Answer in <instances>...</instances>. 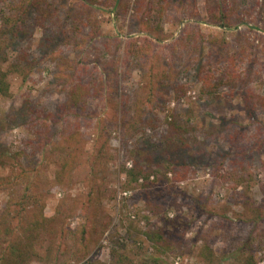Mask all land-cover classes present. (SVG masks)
<instances>
[{"label": "rangeland", "instance_id": "1", "mask_svg": "<svg viewBox=\"0 0 264 264\" xmlns=\"http://www.w3.org/2000/svg\"><path fill=\"white\" fill-rule=\"evenodd\" d=\"M18 1L0 0V63L21 51L33 63L10 75V96L0 94V221L7 226L9 203L25 191L35 197L29 218L53 219L22 262L246 264L253 254L264 264V0H229L231 28L210 23L217 0H41L50 15L38 22L30 10L28 34L13 38L4 19ZM131 38L141 53H127ZM208 73L220 79L214 96L203 92ZM75 81L101 91L70 110L64 88ZM173 113L190 147L165 152ZM77 125L80 147L68 141ZM135 148L149 170L174 162L178 178L152 173L126 189ZM149 223L165 228L168 248L146 239Z\"/></svg>", "mask_w": 264, "mask_h": 264}, {"label": "trees", "instance_id": "2", "mask_svg": "<svg viewBox=\"0 0 264 264\" xmlns=\"http://www.w3.org/2000/svg\"><path fill=\"white\" fill-rule=\"evenodd\" d=\"M85 1L88 2V0ZM112 1V4L113 6H115V8H118V6L121 5V0ZM228 2L229 0H217V9H213L209 12V21L211 24L224 28H231L238 25L233 22V17L226 8V6H228ZM33 9L38 14L34 18V20L38 22L41 21V18L44 15L48 16L52 12L50 11L49 4H45L41 2V0H19L15 5L10 7V13L6 14L4 25L6 26V28H8V33L13 38L28 34L29 23L27 21V17L30 10ZM88 20L93 26L91 31L89 32V40L93 41L99 35L97 22L95 19L92 20L91 16L88 17ZM241 21H243V19H241ZM77 29L79 30L78 27ZM199 32L200 30H198V33ZM190 33L191 34L189 35H192L193 32ZM146 40L149 43L154 42L152 38H148ZM128 44L129 45L127 46V53L130 55L141 53L143 50L141 48L142 46L139 45V39L137 38H131ZM15 57L16 58H14L13 61H10L8 63L6 68H4L0 63V94L3 96L11 95V84L9 81L10 75L17 72H22L27 75L28 68H26V66H31L33 63V59H29V55L26 51L17 53ZM73 70L74 73H76V67L73 68ZM208 74H206V77L202 80L205 85V87L203 88V92L214 96L216 94L215 92L218 89L216 83L220 79H215V76L213 74ZM74 75H70V77H73ZM105 79L106 78L104 77L102 80L104 81ZM64 89H66L67 91L65 106L70 110L80 108L81 103L85 102L90 96L98 95L101 91L98 87L93 86L92 84H85L81 81H75L73 84L66 86ZM256 98L258 104L264 107V97L256 95ZM246 105L249 106V103H246ZM166 121L167 131L162 135L164 151L168 152L170 150H175L181 147H190L189 138L188 136H186L189 129L186 128L177 114L173 113L170 119H166ZM81 130L82 129L80 128V125H77V128L74 129L73 134H70L68 141L71 145H74L76 143L77 147L81 146L79 145L80 140L84 136V133ZM135 154L139 157L136 158ZM143 157L142 150L138 148H135V152L131 153V168H124V172L127 178V181L125 183L126 189H132L140 185H147V182L149 181L152 173H155L156 181L160 180V178L163 177L165 173L168 174V170L173 171L175 174V178H178V173L176 172L174 162L170 161L169 165L166 167L167 170L163 173L161 172V170H159L160 168L155 170L147 169L145 167V163H147L146 156ZM74 158L76 157L69 158L62 162L61 169L63 175H67L72 169L75 161ZM19 159L20 157L18 158V160ZM182 177H185V174L182 175ZM141 179H144V182L140 184L139 181ZM33 196L34 195L30 191H25V194L19 200L13 198L8 205L9 210L7 214L3 216V223L7 224V226L3 228V225L1 224L2 221H0V233H2L3 235V238L1 237L0 239H3V242L5 240L6 242V244L2 243L1 245L0 257L3 260H10V264H24L22 262L23 257L25 255H28V251H31L30 248H33L32 246L35 243L34 239L38 238L37 234L39 232V228L53 221V219L46 218L43 213L35 214L32 218H29L28 210L30 206L35 203V197ZM147 206L150 207L153 213H158V209L156 207H153L150 201H147ZM24 221H26V223L23 235L18 236L15 227L22 225ZM11 225H14V227H12ZM83 231L85 235V229ZM13 233H15L16 236L13 235ZM144 236L154 247L162 250L168 248L166 246L169 245L170 240L168 238V235L166 234L165 228L149 223L144 231ZM204 250L205 256H207L208 259L211 260L212 255L214 254L211 245L209 243H206V245L204 246ZM158 261L159 260H156L155 262L157 264H160ZM246 264H259V260L253 254H250V256H248Z\"/></svg>", "mask_w": 264, "mask_h": 264}]
</instances>
